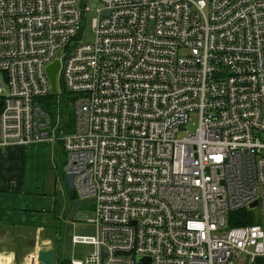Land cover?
Segmentation results:
<instances>
[{
    "label": "built area",
    "instance_id": "1",
    "mask_svg": "<svg viewBox=\"0 0 264 264\" xmlns=\"http://www.w3.org/2000/svg\"><path fill=\"white\" fill-rule=\"evenodd\" d=\"M78 2L0 0V147L59 143L93 206L70 264H264V0H98L90 42Z\"/></svg>",
    "mask_w": 264,
    "mask_h": 264
},
{
    "label": "crops",
    "instance_id": "2",
    "mask_svg": "<svg viewBox=\"0 0 264 264\" xmlns=\"http://www.w3.org/2000/svg\"><path fill=\"white\" fill-rule=\"evenodd\" d=\"M49 147L47 141L0 147V264H40L36 263L34 255L37 250L47 248L53 251L54 264L81 261L77 258L60 260L58 231L49 213L48 201L44 195H35L29 190L31 182H27V175L21 172L25 159H32L34 154H50ZM61 174L60 170L59 179ZM68 208H65L66 215ZM53 232L55 248L48 246L53 241Z\"/></svg>",
    "mask_w": 264,
    "mask_h": 264
},
{
    "label": "rangeland",
    "instance_id": "3",
    "mask_svg": "<svg viewBox=\"0 0 264 264\" xmlns=\"http://www.w3.org/2000/svg\"><path fill=\"white\" fill-rule=\"evenodd\" d=\"M78 7L82 11V17L77 31L78 38L81 42H90L92 40L91 20L96 17L98 0H79ZM57 87L61 89L62 85L58 82ZM66 95L65 93L64 96L67 98ZM47 99L48 97L41 99V101L46 107L48 104L47 112L50 116V126H58L62 132H67L73 120L70 101H66L68 102L66 110H59L56 107V103L51 104ZM49 148L51 149L50 154H34L32 159H25L24 163L21 164L22 167H20L21 172L27 175L25 178L26 181L28 182L30 180L31 182L30 187H28L29 190L35 195H44L48 201L49 213L58 231V252L60 260L66 262L72 258H77L83 262L93 252L94 247L86 242L72 243V236H91L94 234L93 225L87 221V218L91 217L93 206L91 202L81 203L73 217L67 219L65 214V208H68L67 193L74 194V191L69 190L62 178L59 179L57 175L58 172L60 173L65 158L59 143H50ZM54 157L55 160H53ZM251 214L256 220L258 217L257 209H253ZM52 235L53 241L48 246L55 248L56 235L54 232ZM36 263L38 262L36 261ZM254 264L262 263L259 259H256Z\"/></svg>",
    "mask_w": 264,
    "mask_h": 264
},
{
    "label": "water",
    "instance_id": "4",
    "mask_svg": "<svg viewBox=\"0 0 264 264\" xmlns=\"http://www.w3.org/2000/svg\"><path fill=\"white\" fill-rule=\"evenodd\" d=\"M101 14L105 15L106 11H102ZM58 68H59V62L57 59H54L51 63H49L45 67V73H46V76H47V79L49 82L51 94L56 93V74L58 72ZM62 180L69 190H73V183H72V175L71 174L62 173ZM88 201H90V198H72V199H70L69 208H68V212L66 215L67 219H71L73 217L75 211L77 210L78 206L81 203H85ZM254 205H255V202H252L249 206H254ZM52 253H53V251L51 248L39 249L35 253V261H37L40 264H52ZM104 255H105V252L101 248H99L100 261L102 260ZM134 260L137 264H149L150 263V260L148 257L138 256V257H135Z\"/></svg>",
    "mask_w": 264,
    "mask_h": 264
},
{
    "label": "trees",
    "instance_id": "5",
    "mask_svg": "<svg viewBox=\"0 0 264 264\" xmlns=\"http://www.w3.org/2000/svg\"><path fill=\"white\" fill-rule=\"evenodd\" d=\"M59 89V92L55 93V94H49L48 95V99L51 103V104H54L56 103V107H58L59 110H66V106H67V103L66 102L67 100L70 101V97L68 95L67 98L64 96L65 93L63 92V90L60 89V87L58 88ZM64 98V99H63ZM64 101H63V100ZM45 109L48 110V104H47V107L45 104H43ZM247 212L245 211H235V212H232L228 215V221L230 224L232 225H240V224H251L253 222H255V219L254 218H247L245 219L243 216L246 215Z\"/></svg>",
    "mask_w": 264,
    "mask_h": 264
},
{
    "label": "flooded vegetation",
    "instance_id": "6",
    "mask_svg": "<svg viewBox=\"0 0 264 264\" xmlns=\"http://www.w3.org/2000/svg\"><path fill=\"white\" fill-rule=\"evenodd\" d=\"M61 172H62V166H61ZM63 173V172H62ZM62 175V174H61ZM72 198H75V195L74 194H72V193H67V203H68V207H69V201H70V199H72Z\"/></svg>",
    "mask_w": 264,
    "mask_h": 264
}]
</instances>
